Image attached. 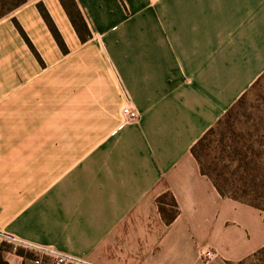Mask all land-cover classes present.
<instances>
[{
    "label": "crops",
    "instance_id": "1",
    "mask_svg": "<svg viewBox=\"0 0 264 264\" xmlns=\"http://www.w3.org/2000/svg\"><path fill=\"white\" fill-rule=\"evenodd\" d=\"M74 2L84 42L58 0L0 18V231L95 264H225L263 249V213L221 197L191 148L264 73V0Z\"/></svg>",
    "mask_w": 264,
    "mask_h": 264
},
{
    "label": "rangeland",
    "instance_id": "2",
    "mask_svg": "<svg viewBox=\"0 0 264 264\" xmlns=\"http://www.w3.org/2000/svg\"><path fill=\"white\" fill-rule=\"evenodd\" d=\"M216 123L205 140L201 158L207 164L221 161L218 168L229 180L233 179V190L264 208V76L232 105L228 116ZM244 156L252 161L251 165L238 168L237 161L230 167L225 164L227 159ZM163 199L166 197L161 196L156 202ZM8 248L11 251V246L3 243V249ZM225 264H264V248L241 261Z\"/></svg>",
    "mask_w": 264,
    "mask_h": 264
},
{
    "label": "trees",
    "instance_id": "3",
    "mask_svg": "<svg viewBox=\"0 0 264 264\" xmlns=\"http://www.w3.org/2000/svg\"><path fill=\"white\" fill-rule=\"evenodd\" d=\"M26 1L27 0H0V18L7 15L9 12L19 7ZM58 1L61 4L63 10L65 11L72 27L77 33L79 40L81 42L86 41L89 34L87 32L86 25L83 22L82 17L79 13V10L77 9L75 5L74 0H58ZM36 8L41 18L45 22L47 28L49 29V32L51 33V36L53 37L57 46H59L61 51L63 52L66 51L65 44L59 32L57 31L56 27L54 26L51 18L49 17L47 11L43 7L42 3L40 2L37 3ZM14 24L17 30L19 31V33L21 34V36L23 37V39L25 40V42L29 44L21 28L15 22ZM263 76H264V73L261 75V77ZM261 77L259 79H261ZM259 79L253 85H255L259 81ZM245 93L237 100V102L243 99ZM231 110H232V106L226 111V113L223 116L224 117L228 116ZM217 122L219 123L220 119ZM212 132H213V127L210 128L205 134H203V136L191 148V154L193 155V157L195 158L199 166L200 173L206 176L211 181L212 185L214 186V188L216 189V191L219 193L221 197L229 198L231 200L244 203L253 208L259 209L263 213V217H264L263 207L255 204L254 202L250 200H246L244 194L238 193L237 189L233 190V188H235L233 179L229 180L227 178V175L222 171V169L218 168V165L221 163V161H214V162H211V164L210 163L207 164L201 158L200 153H202V151H204L205 149V145H206L205 140L207 139L208 135H210ZM236 161H237L238 168L242 166H249L251 165L250 163L252 162L251 160H246V157L244 156L243 158H240L239 160L237 158H232L231 160L227 159L225 161L226 162L225 164L229 165L228 167H230L233 164L236 165L235 164ZM157 204H158L157 206H158L159 213L161 214L163 219L171 220L175 218L177 214V209H176V204L172 198H170L166 202L167 208L163 206L164 204L163 200H158ZM1 251H10V248L2 249ZM16 253L19 255L22 253V251L18 250ZM0 264H8V262L3 258L1 252H0Z\"/></svg>",
    "mask_w": 264,
    "mask_h": 264
},
{
    "label": "built area",
    "instance_id": "4",
    "mask_svg": "<svg viewBox=\"0 0 264 264\" xmlns=\"http://www.w3.org/2000/svg\"><path fill=\"white\" fill-rule=\"evenodd\" d=\"M122 116L124 121H133L138 118L137 112L131 109L129 106H125L122 109ZM9 244L13 253L17 254L18 250L22 251L21 254H17V258L22 261H26L28 264H95L84 258H77L62 252H59L55 248L49 246H38L29 243H25L14 236L8 235L0 231V244ZM28 255H31L28 257ZM206 259L211 258V253L206 252L203 255Z\"/></svg>",
    "mask_w": 264,
    "mask_h": 264
}]
</instances>
